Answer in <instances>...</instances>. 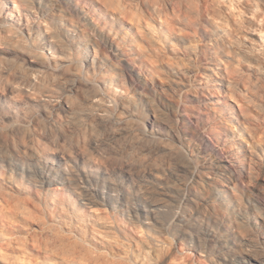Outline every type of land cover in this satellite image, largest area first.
<instances>
[{
  "label": "rangeland",
  "instance_id": "rangeland-1",
  "mask_svg": "<svg viewBox=\"0 0 264 264\" xmlns=\"http://www.w3.org/2000/svg\"><path fill=\"white\" fill-rule=\"evenodd\" d=\"M233 230L264 264V0H0V264H222Z\"/></svg>",
  "mask_w": 264,
  "mask_h": 264
},
{
  "label": "bare ground",
  "instance_id": "bare-ground-1",
  "mask_svg": "<svg viewBox=\"0 0 264 264\" xmlns=\"http://www.w3.org/2000/svg\"><path fill=\"white\" fill-rule=\"evenodd\" d=\"M183 18H185V17H183ZM123 72H124V70H123ZM123 72H122V75H123ZM180 82H182V81H180ZM93 101L99 102L100 99L94 98ZM198 107H199V105H198ZM209 109H210V107H209ZM192 116H194V115H192ZM221 129L219 130V134L220 135L225 134L226 130L222 127H221ZM210 137H212V136H210ZM249 154L250 153L247 151V149L242 148L240 146L237 147L236 145L233 147H227V148L219 149L216 152V155H215L216 157L213 160H211L207 165H205L206 167L204 168V170H197L196 174H198L199 176H203V177L206 176L208 178V179L206 178L207 183L209 184L212 191L215 192L217 195L223 196L225 191L220 190L221 188H220L219 183H218V178L221 176L227 177L230 180V183L233 186V188H236L237 185L239 184L241 175L248 173V169H247V165H246V164H248L247 162L250 161L249 159L253 160L252 159L253 155L251 156V154L250 155ZM254 164H256V163L254 162ZM254 164H252V165H254ZM255 170H256V168H255ZM182 187L181 188L175 187V185L172 183V185L168 186L169 190H168V193L165 194V196H168L169 198L175 199V194L177 195V193H178V195H182V200L188 201L189 197L192 194V189H191L192 184L189 183V184H186ZM85 188H86V192L80 194V199H81L80 206L90 208L91 211H90V214L88 215V218L90 219L89 221H90L91 225L98 223V224H100L101 230L107 231V229L109 228V226H108L109 223L108 224L106 223V221H105L106 216L102 213L101 209L99 208V206H104L105 202L98 200L97 193L91 192V186L89 188V186L86 185ZM92 190H93V188H92ZM52 197L56 198L57 195H53ZM151 204H152L151 208L149 209V212H148V217H149L148 219L152 218V219L156 220L157 222H159L158 221V217H159L158 214L160 211V206H158V204H156V203H151ZM120 206L122 208H124L126 206V204L120 203ZM80 217L83 218L82 215ZM176 218H179V217H176ZM181 219H183V218H181ZM83 221L85 222L84 218H83ZM107 222H108V220H107ZM156 227H157V225H156ZM195 236L196 235H191V238L193 239ZM238 238H239V236L237 235V232L235 230H233L231 232V234H229L228 236L214 235L213 238H211L210 242H212V248L215 250L216 255H218V257H220L222 259L223 263L227 262L228 264H245L248 261H253V259L257 260V258L254 256V254L249 252L248 250L245 251L244 249H241V250L232 249L234 246L233 244H235L237 242ZM9 246H10V244H9ZM9 246H6V247H9ZM202 251L204 252V249ZM171 259H172V257H171ZM176 260L177 259H174L172 261L176 262ZM28 261L31 263V260H28ZM25 262L27 263V261H25ZM29 262L27 264H29ZM26 263H24V264H26ZM181 263H182V261H181ZM216 264H220V263H216Z\"/></svg>",
  "mask_w": 264,
  "mask_h": 264
}]
</instances>
